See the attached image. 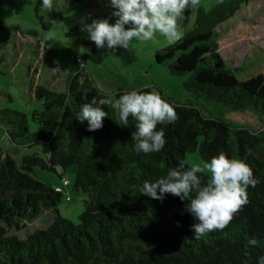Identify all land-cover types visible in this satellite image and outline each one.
<instances>
[{"label":"trees","instance_id":"obj_1","mask_svg":"<svg viewBox=\"0 0 264 264\" xmlns=\"http://www.w3.org/2000/svg\"><path fill=\"white\" fill-rule=\"evenodd\" d=\"M250 1L215 0L208 10L199 6L190 28L185 14L182 39L154 53L157 64L184 77L187 97L179 102L156 86L155 91L135 88L159 93L176 111L174 123L157 125L163 127L166 141L160 152L135 153L130 135L135 121L129 117L127 128L118 126V114L110 108L95 131L75 119L82 104L104 94L89 74L78 70L77 53L64 90L33 86L32 96L41 102L30 115L40 126L37 131L29 132L24 113L0 108V124L14 149L47 147L45 155L31 153L18 163L0 146V264H255L257 256L264 255V125L252 131L223 119L229 111L264 116V75L239 79L235 70L242 67H227L217 52L215 31ZM39 8L40 0L35 10L47 29L51 24L38 15ZM18 32L0 21V52ZM128 90L118 88L113 98ZM196 149L204 161L221 152L243 160L260 181L247 189L248 203L223 230L200 240L192 238L194 220L185 211L187 201L171 194L162 201L150 199L138 190L144 180L166 175ZM70 165H76L71 189L85 195L76 224L57 210L63 195L32 174L34 168L61 173ZM200 175L206 183L208 175ZM46 213L50 221L44 228L24 239L9 234ZM252 238L257 246L248 244Z\"/></svg>","mask_w":264,"mask_h":264},{"label":"rangeland","instance_id":"obj_2","mask_svg":"<svg viewBox=\"0 0 264 264\" xmlns=\"http://www.w3.org/2000/svg\"><path fill=\"white\" fill-rule=\"evenodd\" d=\"M215 0H197V3L185 9L182 18L178 19L183 34L184 16L187 14V27H191L195 10L202 6L208 10ZM38 0H0V21L11 27H17L9 44L0 52V108H8L24 113L28 119L29 132L37 131L40 126L30 120L31 112L41 108V102L32 96L33 84L48 89L64 90L72 75L73 53L83 58L84 70L101 91L116 92L118 88L133 89L141 87H158L168 97L185 102L187 97L183 90L182 76L171 75L164 64L154 61V53L168 45L163 36L157 33L152 40H133L127 51L117 49L114 53L97 49L87 39L86 33L80 30L79 23L84 18L86 23L93 19L111 17L112 9L107 0H54L52 10L39 8L38 15L51 26L42 28L35 10ZM34 31V36H28ZM219 35L217 52L228 68L235 69L239 79H246L256 74L264 75V0H254L241 8L215 30ZM22 34V35H21ZM30 64V74L26 65ZM40 79L35 81V76ZM82 77H77L81 81ZM206 114V113H205ZM223 119L236 126L259 131L264 125V116L251 111H229ZM200 140V139H199ZM0 146L5 148L19 163L23 156L38 153L45 155L47 147L14 149L0 124ZM184 163L205 162L198 149L185 154ZM76 173V165H70L66 171H52L34 168L33 176L49 187L62 186L61 179L70 182L69 201L65 195L57 205L59 214L73 223H78L82 213L85 195L71 189ZM208 175V173H203ZM61 175V179L59 178ZM50 221V213L38 220L26 224L16 234L24 239L29 233L44 228Z\"/></svg>","mask_w":264,"mask_h":264},{"label":"clouds","instance_id":"obj_3","mask_svg":"<svg viewBox=\"0 0 264 264\" xmlns=\"http://www.w3.org/2000/svg\"><path fill=\"white\" fill-rule=\"evenodd\" d=\"M197 0H107L112 9L111 17L93 19L86 23L81 18L80 30L97 49L115 52L127 51L133 40L149 41L159 33L169 43L182 39L178 19ZM46 10H52L54 0H40ZM105 108L118 114L115 123L127 128L129 117L135 121L131 132L132 147L137 154L160 152L166 141L163 127L176 121V111L159 93L137 90L124 92L118 98L105 90L100 98L93 97L80 106L76 120L87 122V130L95 131L103 126L108 116ZM208 173L202 183L201 173ZM253 169L243 160L229 158L221 152L209 160L186 166L181 160L176 167L167 169L166 175L154 181L144 180L138 187L140 195L150 199L163 200L166 194L178 197L185 203V211L193 218L192 238L200 240L213 231L223 230L234 215L248 203L247 189L259 183ZM250 246H257V239H249ZM248 264V261H244ZM255 264H264V255L256 258Z\"/></svg>","mask_w":264,"mask_h":264},{"label":"built area","instance_id":"obj_4","mask_svg":"<svg viewBox=\"0 0 264 264\" xmlns=\"http://www.w3.org/2000/svg\"><path fill=\"white\" fill-rule=\"evenodd\" d=\"M76 62L78 64V70L79 71L80 70H83L84 69V63H83V58H82L81 55H76ZM61 181H62V186H55L53 188V190L55 192L61 193L62 195H65L66 201H69L70 200V197L68 196V191H64L63 188H66L67 189L69 187V185H70V182L67 179H64V180L61 179Z\"/></svg>","mask_w":264,"mask_h":264},{"label":"crops","instance_id":"obj_5","mask_svg":"<svg viewBox=\"0 0 264 264\" xmlns=\"http://www.w3.org/2000/svg\"><path fill=\"white\" fill-rule=\"evenodd\" d=\"M77 55H80V54L77 53ZM26 67H27L28 72L31 74L33 72V68L30 67V64H27ZM38 79H40V78H39L38 75H36L35 76V81L38 80ZM33 86H35V84H33ZM51 89H53V88H51ZM53 90H57V89H53ZM57 91H60V90H57Z\"/></svg>","mask_w":264,"mask_h":264}]
</instances>
